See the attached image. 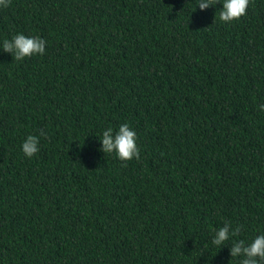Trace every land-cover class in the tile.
<instances>
[{
  "label": "trees",
  "instance_id": "obj_1",
  "mask_svg": "<svg viewBox=\"0 0 264 264\" xmlns=\"http://www.w3.org/2000/svg\"><path fill=\"white\" fill-rule=\"evenodd\" d=\"M222 2L0 8V264H240L264 235V0L231 23ZM17 34L45 53L16 61ZM125 122L138 160L101 151Z\"/></svg>",
  "mask_w": 264,
  "mask_h": 264
},
{
  "label": "clouds",
  "instance_id": "obj_2",
  "mask_svg": "<svg viewBox=\"0 0 264 264\" xmlns=\"http://www.w3.org/2000/svg\"><path fill=\"white\" fill-rule=\"evenodd\" d=\"M221 0H199L200 10H205L210 5L214 6ZM250 0H223L222 9L219 11L218 18L223 23H231L239 20L247 14V8ZM11 4V0H0V8H6ZM195 10V8L193 9ZM46 41L40 37H27L23 34H17L10 40L5 39L2 49L11 53L16 61H21L26 57L33 55H43L46 51ZM260 110L264 111V105H260ZM45 135L44 130H40V136ZM101 151L104 154H115L121 161H130L133 158L140 159L139 148L136 143L137 135L128 123L119 126L118 131L114 133L111 127L102 132ZM40 138L37 135H28L22 144V151L28 158L33 157L39 151ZM241 228L237 226L232 228L230 222H225L222 227L216 230L212 243L221 246L230 237L240 234ZM231 257H242L240 264H264V235L256 236L249 244L244 240L233 241L230 247Z\"/></svg>",
  "mask_w": 264,
  "mask_h": 264
}]
</instances>
